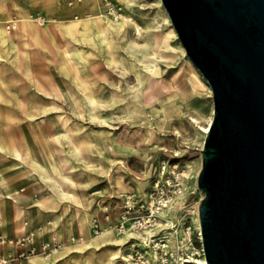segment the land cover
I'll return each instance as SVG.
<instances>
[{
  "label": "rangeland",
  "instance_id": "374dc122",
  "mask_svg": "<svg viewBox=\"0 0 264 264\" xmlns=\"http://www.w3.org/2000/svg\"><path fill=\"white\" fill-rule=\"evenodd\" d=\"M98 6L102 7L100 19L98 18L100 23L103 24L102 20L107 17L113 24H122L125 27L122 35L116 39L111 36L106 43L96 25H93L89 33L83 32L81 27L71 28L68 33L61 35L64 38L53 28L55 25L52 18L59 21L71 18L78 20L83 13L97 12ZM72 8V12L67 15L58 14ZM22 15L32 17L33 22L25 37L8 33L0 35V52L4 55L2 62L6 63L14 52L21 56L20 50L28 49L35 58L32 64L27 65L30 79L36 74L41 85L52 92L47 79L52 75L59 84L66 85L63 88L70 90L71 95L57 100L54 94L45 91L42 97L49 102L46 110L40 113L33 98H7L0 101V125L11 152L22 153L28 145L30 152L47 167L50 164V154L55 156L57 179L65 189L74 192L75 201L63 198L66 206L63 211L64 206L59 208V201L53 198L57 202L56 209L50 200L52 183H44L33 174H27L28 178L16 187L17 191L22 194L30 193L31 200L28 204L39 199L36 206L46 211H58L60 218L73 215V227H77L75 211L79 209V212H83V208H88L91 213L90 225L91 219L96 217L104 223V227H114L119 218V205L122 203L120 195H143L149 189L158 161L164 158L178 160L186 170L184 191L168 211V216L174 219V225H178L175 220L179 223L188 222L193 229L192 233H195L194 229L198 226L196 206L200 197L196 176L201 167L205 136L200 129L193 127L189 119L198 116L199 125H205L213 106V98L208 83L186 54L161 0H0V20H18L17 17ZM2 25L6 29V22ZM135 26L139 27V33H134ZM66 35L69 37L67 40ZM53 43L58 44L56 47L64 65L57 62ZM50 60L56 65H48ZM74 65H77L86 81L83 91L73 84L70 76ZM16 74L21 78L18 84L28 85L25 92L34 90L41 94L38 86L29 85L21 69L16 70ZM136 74L147 77L151 82L153 80L160 96H163L159 85L161 82L170 84L177 79L179 84H194L195 96L188 103L179 105L180 120L176 115L175 103L168 104L169 111L166 119L163 118L158 102L148 100V83L142 87L144 100L138 105L139 112L130 111L127 114L124 111L136 82ZM10 89L13 90V87ZM49 96L54 98H47ZM30 112L36 113L35 118L46 113V120L40 119V124L45 128L44 134L39 132L37 125L27 124L33 145L29 140H20L15 134L17 128L26 126V116ZM54 118L62 119L63 127L66 128L65 135L55 133L48 124ZM106 136H111L113 140L109 148L101 139ZM78 149L87 155V161L83 160ZM4 155L1 153L0 163L15 169L16 160L10 155ZM30 168L33 169L30 165L20 166L18 170L28 173ZM109 170L110 176L114 175L116 178L112 179L106 174ZM137 180H141L143 189L136 186L134 182ZM121 185L126 188L121 189ZM21 188L23 191H20ZM93 191L96 193L91 194ZM48 192V197L41 196ZM7 200L13 203L12 198ZM98 202L101 203V211L96 209ZM40 204L44 206L41 207ZM19 211L16 207L17 218H20ZM93 214L96 216H92ZM42 217L50 221L52 219L51 213L47 212L39 217L30 216V220L41 219L42 222ZM6 223L3 210L0 224L4 231ZM45 225L44 222L43 227ZM51 227L54 225L51 224ZM54 230L55 227L52 232ZM110 230L112 229L103 231L102 234L109 233ZM74 237L73 242H77V233H74ZM93 238L96 237L92 236ZM193 243L198 246L197 241ZM62 251L68 253L64 248ZM202 258L200 256L197 260Z\"/></svg>",
  "mask_w": 264,
  "mask_h": 264
},
{
  "label": "water",
  "instance_id": "95a60500",
  "mask_svg": "<svg viewBox=\"0 0 264 264\" xmlns=\"http://www.w3.org/2000/svg\"><path fill=\"white\" fill-rule=\"evenodd\" d=\"M208 82L196 177L207 264H264V0H161Z\"/></svg>",
  "mask_w": 264,
  "mask_h": 264
},
{
  "label": "bare ground",
  "instance_id": "6f19581e",
  "mask_svg": "<svg viewBox=\"0 0 264 264\" xmlns=\"http://www.w3.org/2000/svg\"><path fill=\"white\" fill-rule=\"evenodd\" d=\"M99 13H102L101 6H98L97 12L88 11L86 13H83L79 17L78 20H74L71 18L67 21H59L55 18H52V23H54L57 29L61 30L60 31L61 35L64 32L68 33L69 30H71V28L77 29L78 27H81L83 32L89 33L92 31L93 25H96V29L102 34L103 36L102 38L106 43L109 42V38L111 36H113V38L116 39L118 36L122 35L125 32V27L122 24H113L112 22L108 20L107 17H104L103 20L101 19L103 21V24L100 23L99 17L101 14ZM17 18L18 20L14 18L15 26L12 31H7L2 25V23L10 20L11 18L10 19L4 18L5 19L4 21L0 20V35L2 33H5V34L8 33L10 35H18V36L25 37L26 33H28L29 26H31L33 22V20H31L32 17H29V16L25 17L22 15V16H18ZM134 33H139V27L135 26ZM56 46H58L57 43L52 44V48L54 49L57 55V62L60 65H64V62L62 58L59 56ZM20 51L22 52L21 56H19V53L14 52L13 56H9L7 58L6 63L2 62L4 55L0 52V101H3L7 98L12 99V100H17L20 98L30 97L34 99L35 105L38 104L37 108L39 109V113L44 112L47 108V104L49 101L44 100V98L42 97V93H45V91L48 92V90L41 85V82L36 77V74L32 76V78L30 79L29 68L27 65L30 63V61H33L35 58H33L30 55V51L28 49H21ZM18 69L22 70L23 74L25 75V78L28 79L29 85H32V86L35 85L39 87L41 94L34 90L30 92H25L26 88H28V85H26V83H23V84L17 83L21 80V78L16 74V70ZM70 76L73 79V84L77 85L83 91L86 81L83 75L81 74L80 69L77 67V65L73 66ZM47 79L52 89V92H48V94H52V95L54 94L55 97H57V100H62L64 98L70 97L71 95L70 90H64L56 78H54L52 75H49ZM135 79H136V82L132 86L130 99L127 101L128 105L124 109V111L127 114H129L130 111H133L135 113L139 112L138 105L144 100L143 95H142L143 94L142 87L145 86V84L147 83H148V87L150 88V92L148 94V100L158 102V104L160 105L159 109L163 111L162 115L164 119H166V114L169 111L168 104L175 103V107H176L175 110L177 112L176 115H177V118L180 120L181 112L179 109L180 108L179 105L188 103L195 96V86L192 83L179 84L177 82V79H175L170 84H165L161 82L159 85H161L160 90L163 93V96H160L158 95L159 91L158 92L156 91L157 88L153 80L151 82L149 81L147 77L146 78L141 77L139 74H136ZM204 80L206 81L205 78ZM10 87H13V90H11ZM47 98L51 99L54 97L49 96ZM212 112H213V106H211L210 113L206 120V124L203 126L199 125L200 117L193 116V117H190L189 119L193 127L195 129L196 128L200 129L201 132L204 134V136H205V133L209 129V125L212 119ZM35 114L36 113H33V112L32 113L30 112L27 114L26 119H27L28 125L38 126L40 124L41 118H44V120H46V115H45L46 113H43L37 116L36 118L34 117ZM33 118L36 120H34ZM35 121L37 122L35 123ZM55 123H57V121ZM104 123H107V122L104 121ZM101 139L104 141V145H106V147L108 148L111 146V143H113L111 136H106ZM114 141L116 142L115 139ZM11 151L12 150L7 143L6 136L4 135V132L2 131V127L0 125V152L3 154L7 153L8 155L12 156L13 159L16 160L15 165H17L18 167L20 166L25 167L27 165L32 166L33 169L30 168V170L27 173L28 175L29 174L36 175L44 183L51 182L52 190L50 191V200H53V198H55V200L59 201V208L61 206H64L62 207L63 211L66 207L64 203L65 201L63 200V198H68L67 200L75 201L74 192L65 189L63 187V184L57 179V176H56L57 169L55 167V156L52 153L49 156V159H50L49 167H47V165L45 166L44 164H42L30 152L28 145L26 146V148L24 149V152L22 153H20L19 151H15V152H11ZM77 151L78 153H80L84 161L88 160L87 155H85L80 149H78ZM66 159L70 160V158L68 157H66ZM106 174H108L109 177H112V179L116 178V176L114 175L110 176V170L106 171ZM7 178L8 177L5 176V174L0 172V186L5 183ZM134 183L139 189H143L141 180H137ZM111 187L114 188L113 185ZM125 188H126L125 185L124 186L121 185V189H125ZM15 193L17 192L15 191L13 193H10L4 189L3 190L0 189V214L3 211L1 203L5 200V198H12L15 201L16 200V197L14 196ZM48 195H49V192L41 196L48 197ZM40 205L41 207L44 206V204H40ZM48 211L52 213L51 223L55 227L54 232L61 234L65 238L63 248L65 251H68V255H69L68 258H63L59 261H54L49 264H128V262H126L124 258H122V254L120 252V247H119L120 237H118L113 227L109 233H106V234L100 233L102 235L100 234H99L100 236L96 235L97 237L93 235L96 238L92 239V235L90 234L91 213L88 210V208H83V212H79L80 211L79 209L75 211V216L77 215L76 216L77 217L76 226L78 230V241L77 242H73L72 240V239H75L73 235V229H72L73 220L75 219L74 216L73 215L68 216V217L65 216V217H62L61 220H59L60 214L58 213V211H54L52 209L47 210V212ZM108 230H104V231H108ZM53 235L59 236L57 234H53ZM28 262L33 263V264H45L44 260L39 255L30 257ZM10 263L11 262H6L4 264H10ZM197 263L207 264L205 257H203L200 261H197Z\"/></svg>",
  "mask_w": 264,
  "mask_h": 264
},
{
  "label": "built area",
  "instance_id": "2783aa9c",
  "mask_svg": "<svg viewBox=\"0 0 264 264\" xmlns=\"http://www.w3.org/2000/svg\"><path fill=\"white\" fill-rule=\"evenodd\" d=\"M14 26V19L6 21L7 31L13 30ZM185 173V167L178 160L161 159L146 193L120 195L119 218L113 228L122 240L121 254L128 264H191L197 263L198 257H204L197 206L195 233L188 222L175 220L178 225H174V219L168 216V211L183 194ZM91 228L95 236L106 230L96 217L91 220ZM40 230L41 226H38L12 237L5 234L0 225V248L4 249L0 264H27L29 258L36 255L51 261L64 243L56 236L38 239Z\"/></svg>",
  "mask_w": 264,
  "mask_h": 264
},
{
  "label": "crops",
  "instance_id": "0c3cea01",
  "mask_svg": "<svg viewBox=\"0 0 264 264\" xmlns=\"http://www.w3.org/2000/svg\"><path fill=\"white\" fill-rule=\"evenodd\" d=\"M89 3H91V1ZM74 8H72L71 10H69L67 12H63V13L59 12L58 14L60 16L67 15L70 12H72V10ZM53 28L56 30V32H58L60 34V29H57L55 27H53ZM60 36H61V34H60ZM65 37H66L65 38L66 40L69 38L68 35H66ZM62 38H64V37H62ZM32 63H33V61H30L29 64H32ZM48 65L55 66L56 64H54V62L52 60H50L48 62ZM61 86L63 88L66 85L64 86L63 84H61ZM56 121H57V123H55ZM48 123L55 133L60 134V135H65V129L66 128L63 127L61 118H56V119L54 118L53 121H48ZM36 128L39 130V132L41 134H44L45 128L43 127L42 124H40ZM15 131H16L15 134L18 136V138H20V140L22 139L25 142H27V140H29L31 142V145H33V141L31 139V132H30L29 128L27 127V122H26L25 127L21 126V127L17 128ZM0 155H1V153H0ZM6 156H8V154L4 155V157H6ZM14 166H16L15 169L12 166L10 167V166L5 165V163H0V172H3L4 174H10L11 175L7 178L5 183L0 186V189H2V190L4 189L10 193H13L15 191L17 192L14 194V196L16 197V200L14 201L12 199V202L15 203V205L7 200L9 198H5V200L1 203V206L4 210V213H5L6 218H7L5 231L2 228L3 232H5V234H7L8 236L13 237V236L22 235L29 230L36 229L38 226H41V230L38 231V233H37L38 239H47L49 237L55 236L53 234H57L60 237L59 236H56V237L64 243V241H65L64 236H62L61 234H59L57 232H52L54 227H51L52 223L50 220L46 219V217H44V218L42 217V220H43L42 222L40 221L41 219L30 220V216L31 217L32 216L39 217L40 215L42 216V215H44V213H47V211L40 208L39 206H36V203L38 202L39 199L37 201H35V203H33V204H28L29 201L31 200L30 193L22 194V193H19V191H17L16 187L19 186L24 180H26V177L28 178V175H27V172H19L17 165L14 164ZM7 172H9V173H7ZM126 190H128V189H126ZM20 191H23V188H21ZM93 193H96V191H93L91 194H93ZM51 205L53 207H56V209H58L56 201L54 202L52 200ZM16 207L18 210H20L18 212V214H20L18 217H20L22 220L15 216V208ZM96 209L100 210V211L102 210L101 203H99V202L97 203ZM49 213H51V212H49ZM51 215H52V213H51ZM92 216H96V215L93 214ZM61 219H62V217L59 218V220H61ZM44 222L46 224L45 225L46 227H43ZM100 224L103 225L104 223L102 224L100 221ZM72 229H73V235H74V233H77V235H78L77 227H72ZM108 229H112V227H106V230H108ZM90 233L93 236L91 225H90ZM121 244H122V240L120 239L119 247L121 246ZM3 252H4V249L0 248V255ZM120 252H121V247H120ZM68 256H69L68 253L67 254L64 253V251H62V249H61L60 252L51 259V261H48V262L44 261V263L49 264V263H52L54 261H59L63 258H68ZM10 264H13V262ZM27 264H33V263L28 262Z\"/></svg>",
  "mask_w": 264,
  "mask_h": 264
}]
</instances>
